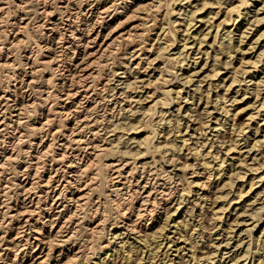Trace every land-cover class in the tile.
Here are the masks:
<instances>
[{
  "label": "bare ground",
  "instance_id": "6f19581e",
  "mask_svg": "<svg viewBox=\"0 0 264 264\" xmlns=\"http://www.w3.org/2000/svg\"><path fill=\"white\" fill-rule=\"evenodd\" d=\"M39 1L45 3L44 7L41 10V13L42 14L47 13L48 15L51 16V18H53L52 16H53V14H55L54 13L55 10L48 9V7H47V1L48 0H37L36 2L38 3ZM57 1H59V0H57ZM257 1L258 0H179V1L178 0H172L171 1L172 3L168 2V9L165 10V14L163 13L164 14V17H163L164 22H162L163 24L166 23V25H168V22L166 21L167 17H169V15L173 16L177 11L176 10L177 8L175 9V7H174L175 5H180L182 7V9L185 8L184 7L185 5L191 7L190 11L186 12L187 14L185 13L186 17L184 16V19H183L184 22L182 21L183 22L182 25L184 26V29L183 30L181 29L182 32H180V34L181 33L182 34L180 36L181 37L180 41H182L183 43H181L179 45L182 47L181 48L179 47L178 48L179 51L177 52L178 54L173 55V57H172L175 59V64L177 63V65H174L171 69H165V67L162 68L163 65H162V67H161V65L156 66L152 70L157 69L156 71H159L158 77L156 76V77H154V79H152L153 77L149 78V76H148L149 79H147L145 77L147 79V80H145L140 75L142 73V71H140V69H139L141 66L140 65L141 61H142L141 59H140L141 61L136 62V64L135 65L133 64V66H128V64H130V63H126V64L124 63V65L121 66V69H123V71L119 72V73H122L120 76L121 78L119 79L121 81L120 83L124 84V86H121V88L118 90V91H120V93H118V91H117L115 94L113 93L112 95L114 97H116L117 93L120 94L118 96L121 100H119V98L117 99V97H116L115 98L116 99L115 105H118V107H119V109L117 108L118 114L121 115L122 111H125V114L122 118H119V119L116 118L115 120H113V119L109 118L108 123L105 125H103V123L101 125H99L100 123L98 121V117L91 118V117H93V116H91L92 113L96 111L98 104H99L98 103L99 101H94V99H95L94 98V94H95L94 77L96 75L95 74L96 70L94 69L93 66H95L97 63H100V62L102 64V60H103L104 55H106V52H108L112 48H114L115 45L117 43H119L120 41H123V40L133 41L134 38L139 37V35H141V33L138 34L139 29H141L140 26H141V24H144V23H138V24L131 25L130 29H128L126 31H121L118 35H115V33L118 30L119 26L122 25L124 22L128 23L130 21H133L134 19L136 20L138 18L137 16H138L139 12H142V13L150 12L151 9L154 6H156L157 3L162 2L161 0H152V1L149 0L148 2L141 0L138 4L136 2V4H137L136 6L133 5L134 8L130 7L129 9H127L126 7H122L123 9H121V10H119V8L116 5H114L113 1H112L113 4L111 2H109V3H111L110 6H109V4L107 6L105 3L102 4V3L96 2L92 6L90 5L92 7L93 11L91 12V17L88 15L89 16L88 18L86 16L80 15V13L83 12L82 8H81L82 5L80 7L79 6L77 7V8H80V11H76L74 13H73V11L72 12L67 11L68 9H65L64 11H63V9H60L61 17H59V19H58L59 22L58 21L49 22L51 24V26L46 28V29H50V31L52 32L51 35H53V37L51 36L49 41L43 40V42H44L43 46L40 44H37V47L39 46V48H41V49H44V47H45L47 54H48L47 56H45L46 58L43 60H40L41 62H39L40 64H38V66L39 65L42 66L41 69L37 70L36 65H35L39 61L40 57L34 59V61L32 60L33 61L32 64L29 62L24 63V66H26V68H28V67L31 68V71H28L29 69L25 70L26 69L25 68L20 73L21 75H18V78H20V80H19L20 85L18 86L19 83L15 84V86H14L15 89H12V90H10V88L6 87L5 91H3V93L0 94V136L4 135V133L5 134L11 133V135L13 136L14 130H17L18 133L21 132V136L24 135L23 130H24V132H25V130H30V131L32 130L33 132L35 131V133L36 132L41 133L43 131L45 132L46 130L49 129V127H47V126L50 123V116H47L46 120H42L41 117L39 118V116H42V113H41V115H38V111H39L37 109V104H39V103H37L38 100H37V98H34V96L32 95L33 93H30V95L28 93L30 91L33 92V89L37 86L36 84L39 83V80L37 79V76H36L37 71H39V70H45L46 71L49 69H50V71H55L56 69H57L56 71H58V70L62 71L63 70L64 72L62 73L61 77H63V75L67 73L64 76L63 84L66 85V82H67L66 80L68 79V81H70L69 88L67 91H65V92L63 91V93L60 91V93H57L55 97H57L59 105L61 103H63L62 109H65L70 104H71V107L69 108V110L66 113L62 112L63 110L57 111V113H60L63 116L65 115L66 116L65 118H67V119H73L74 125H72L71 128H68L67 127L68 125L66 126L69 129L70 134H66L64 132V129L62 130L60 128L53 130L52 135L54 136L55 139H57L56 137L59 135H64V138H62L61 142L59 143L60 146L58 148L61 150V152H59V153L55 152L56 148L54 147V143H50V142H49V144H47L48 147L44 151H43V149H41V151L45 154H48L47 152H49V151H53L52 154H54V152H55L54 156L53 155L52 156L54 157L55 160H57V162L60 161L62 163L67 161L66 157H67V155H69V154L66 155L65 149L72 147V145H76V147L78 149L82 148L86 152L88 151V149L101 150L97 154L93 153L95 155V158L94 159L92 158L93 160H91V159L89 160L90 162H88V163H90V165H92V163H94L95 160L98 159V156H100V154L103 152L105 153V155L107 157L110 156L111 158L113 157L112 155L120 153L122 156H124V161L126 160L125 157L129 158V160L127 159L128 161H130V158L134 159V160L132 159L133 162H128L127 160H126V162H123V159L121 162V161H119V160H121V158L119 160H117L119 162H117L115 160H114V162L109 161V163L104 161L103 165H104V168L107 167L110 170L111 169L113 170L112 177H111V179H109V181H112L111 182L112 185H110V184L108 185V186H111L110 189L112 191H115L118 193V192H122V191H119L121 189L129 190L128 192H130L132 195H136L139 199V202H141L140 205L138 206V208H137V206L134 208L131 207L132 209H129V208L124 209L123 208L120 212V214H121L120 219H118L117 222L115 221L116 222L115 227L125 228L129 232L132 231L133 234L138 235L139 245L130 244V245L126 246L127 241L122 240L120 242H123L122 244L125 247H123V248H121V247L118 248V246L113 247L114 254L113 253L109 254V253L104 251L105 252L104 255L103 256L101 255L99 257L100 260L96 264H116L115 263L116 258L113 259V256H112V255H114V257H115L116 254H119V257H120L119 260H122V261H120L122 264H171L172 262H174V264H185V263L186 264H205V262H209V261H210L209 263H212V260L214 259L212 257V255H216L215 252L214 253L211 252L212 253L211 254L210 251L206 249L208 247V245L199 247V246H197V243L199 241H203L205 243L212 242V240H209V239L210 238L212 239V237H213L211 229L214 228L213 227L214 225H212L209 220L214 221V219H216L217 221H220V222L225 221L224 220V217H225L224 213H225L226 209H228V208H226V206L223 204L220 207H218V209H217L216 208L217 206L215 207V205L218 202L217 199H220L223 196L222 190L228 185H232V187H233L234 183H235L233 176H232L234 173L232 175L229 174V176L227 175V177L226 176L224 177V174L226 173V172L224 173V170H225L224 163H226L225 159H227L226 156H229L230 153L235 151V152L239 153L238 158L241 160L240 162L242 164H245L244 162H245L246 158L243 157L244 153L242 154V151H241L242 149L239 150V147H238L239 145L236 144L238 139H235L234 142L229 143V148L225 152H223L224 149L222 150L223 147L221 145V142L219 145L218 133H217V137L215 139L212 136H211L212 137L211 139H210V137H208L207 129H209V128L212 129V124H210V121L212 119L210 118L209 109H207V107H204V108L202 107L203 108L202 111H198L200 109L191 110L192 109L191 107H189L187 109L189 112L190 111L192 113L194 112V114L192 116L193 119L190 117V120L192 119V121H193V126H194V124L195 125L199 124V125L196 127L195 126L192 127L190 129V131H192L191 133L187 132L188 128L190 127V125L189 126L187 125V130L185 131L184 134H182V132H183V129L181 127V120L182 119L178 116V114H180V111L182 108V105H181V100H182L181 90L182 89L180 90L179 88L176 89L174 87L170 88V87L166 86V89H163V90L160 89L162 91L161 95H163V98L159 97V99H158V97H157V100H155L156 97L155 98L153 97L155 92L150 94L151 90L147 91L149 88L146 90V87H148L151 84L154 85V83L156 84L157 81L162 80L161 82H164L163 81L165 79L164 77H168V76L163 75L164 72H169V74H170V71H172L174 69H175V71H177L176 68L179 70H183L185 62L188 65L187 59H190V56L192 55V53H197V51H198V53L201 54L202 52H204V54H206V57H205L206 62L204 61V64H205V66L206 65L211 66L210 67L211 68L210 74H212V77L213 76L217 77V75L222 70L221 68L223 66H225V65H228V67L230 66L231 71H229V72L231 74L229 75L230 78L228 80V82L229 81L230 82L227 85L224 84V82L226 81L225 79H227V77L225 76L226 78L223 77L221 79V81L217 82L216 84H213L212 81L209 82L208 87L205 89L203 88L204 90L201 88V86H198L193 91V95L191 97L192 101H193V105L198 104L197 100H199L201 102L203 100L202 104L205 103L204 105H209L211 102H213L214 105L212 104V106L214 109L217 110L218 105L220 104L219 105V106H221L220 111L222 110L223 114L226 117H224L225 119L223 122H221V120H219V118H217L216 122H215L216 125L213 122V124H214L213 128L216 126L215 131H219V133H220L222 131L221 129L223 127L225 128L226 124H229L232 126L233 132H237L238 133V134L236 133L237 135L241 134V132H243V130H244L243 126L246 125L247 123L246 124L245 123L240 124V123L236 122V120H237L236 118L238 117L237 115H239V113L241 111H244L246 109H251L253 106L255 108V105L259 104V103H256L259 101V99H262V102L259 101L261 104V107H258L259 109H257L258 112L255 114V117H256V115H259L261 113L260 110H262L264 108V97L261 96V92H262L261 88L262 87L260 88L261 85H264V81H261L264 78L259 80V81L254 82L253 86H255V87H253L254 89H253L252 94H251V96L253 95L252 98L246 100V102H247L246 106H244L242 108H239V106H237L234 109L235 112H232V110H231L233 108L232 103L230 102L231 104L230 103L228 104L227 102H229L230 100H232L233 103H235L237 101L238 102L242 101L243 99H245V96H247L246 94L249 93L248 91H250V89L244 90V93L242 92V94H241V95H243L244 98L239 99L237 96L240 95L239 89H241V88H238L235 91V96L234 97L232 96L233 99H230V98H228V95H225V91H224V95L220 94L218 88L221 87L220 86L221 84L222 85L224 84V86H227L226 88L224 87L226 92H229L230 89L233 90L235 88L236 82L238 84V82H240V81L242 82V80L245 81V78H243V79L239 78V76L243 77V73H244V71H243L244 69L241 70L240 65H239L240 64L239 61L240 60L242 61V56L235 63L234 58H233V53L238 51V50H240V53H242V50H244L241 43L244 41V38L246 37L244 32H246L247 28L245 29V31L242 30L244 27V24L241 27H239V30L241 31V35L239 37L238 43H234L235 41L232 42L233 41V35H231V34L233 31H232V29L231 30L227 29L223 34L225 35L224 37H228V40L223 41L221 44H219L218 47H219V49H222V50H221V52H219V50L216 51V53H214V55H213L214 56L213 58L211 57L210 52L207 49L208 47L206 49L203 48V49H205V51H203L201 47L203 46V43H206L205 41H206L207 37L209 36L211 29L214 28L213 19L218 15V12H219V11H217V12L214 11L215 8H213V6L219 4L218 5L219 8H220V6L224 7L223 8L224 12L222 13V15H224V17L219 23H217V30H216V33H215L214 38H213L214 42H215V41H217L216 39H217V36L219 35L220 28L223 25L222 23H224L225 25H228L232 20H235V19H232L233 16L230 17L231 13L237 14V20H238V18L243 14L240 7L241 8L243 7L247 10V8L249 9V7L251 6V4H252L251 2L256 3ZM236 2H238V3L235 4ZM75 4H77V3H75ZM160 4H157V6ZM162 4H163V2H162ZM157 6H156V8H157L156 10H158V12H156V13H160L159 12L160 9H158L159 7H157ZM186 8H188V7H186ZM3 10L0 7V12L3 13ZM27 10H25V11L27 12ZM35 10H37V12L40 11L38 9H35ZM203 10H205V11L203 12ZM216 10H218V9H216ZM85 12H86V10H85ZM87 12H88V10H87ZM112 12H113V14H112ZM179 12H180V10H179ZM119 13H126V16H125L126 18L124 20L122 19L123 21H119V23L116 22V25L112 27V25H110L109 23L115 17H117V15H119ZM228 13H229V15H228ZM178 14L179 13H176V15H178ZM245 14L247 15V14H249V12L246 11ZM27 15L28 14H25L24 16H22V18H21V20H19V22L16 21V22H13L12 24L10 23V25L12 26L11 30L17 29L15 31L16 32L15 39L13 40V41H15V43H22V40L23 41L26 40L25 38H24L25 40L22 39L21 35H23L25 30H27V28L30 25L29 23L31 21H28L23 25L20 23L25 22L27 19L28 20L31 19L30 16H27ZM82 15H83V13H82ZM157 16L158 15H155L153 17V19H155ZM139 17H140V15H139ZM49 18L47 19V21L49 20ZM153 19H152V21H155ZM52 21H54V20H52ZM198 22H201L203 25H206V26H204V28H201L202 27L201 26L202 24H201V25L196 27ZM259 22H260V20H259ZM0 23H1V19H0ZM60 24H62V26H63L62 30L59 27ZM163 24L160 27L158 26L157 30L159 28H160V30L156 32V37L158 39H161L160 37L162 35L163 36L165 35V37L162 39L163 40L166 39V40L163 41L161 39L162 42L161 43L159 42L160 45L158 44L159 46L156 47L155 51L152 52V55L154 53L156 54V55H154V57H152V59H151V55H148V56L145 55V58H147L145 60V63L148 64L147 67L144 66L145 71L148 69L149 66H151V64L153 65L154 63H156L157 59L158 60L159 59L160 60L165 59V58L162 59L161 57H164L163 55L166 56L165 53H167L168 50H170V49H168V47H169L168 43L172 44V41L168 42V41H170L169 40L170 37H169V39L167 38L168 35H171L172 37H174V42L176 40H178L177 36L179 34L176 35V33H175L176 30L173 31L170 28H167V26L165 28V26ZM233 24H234V21H233L232 25ZM41 25L43 26L42 22H41ZM182 25H181V27H182ZM194 27H196V28L194 29V31L191 32V29ZM42 28H44V26ZM155 28H156V26H155ZM223 28H225V27H223ZM102 29H108V32L106 34H104V38H103L104 41H101V43L98 44L99 37L102 36V34H103ZM2 30L7 31L6 28H5V30H4V28ZM3 31H2V33H3ZM137 31H138V33H137ZM8 32L7 33L5 32V34H8ZM86 33H87V36H86ZM258 33H261V32H258ZM262 36H264V32H263V34H259V36H257V39H255L256 40L255 43H257L258 39H260ZM0 38H1V36H0ZM190 38H192L193 40ZM109 39H111V41H109L107 43V41ZM155 40H157V39H155ZM189 40H192L191 41L192 44L190 43ZM174 42H173V44H175ZM197 42H199V47H198V49H196L197 51L194 52L195 51L194 50V47H195L194 44H196ZM96 43H97L98 47L95 49L94 45ZM133 43H134V41H133ZM153 44L150 46L152 47ZM207 44H209V43H207ZM212 44L213 43H211V45ZM248 44H249V49H252L256 46V44L253 45V42H248ZM3 45H5V44H3ZM3 45L0 44V54L3 53V47H4ZM54 45H57L58 48H60V53H67L68 51L74 49V52H73L74 55L82 54L81 61L76 65L77 68L75 66L73 67L72 66L73 64L71 65V67L68 65L69 63L67 65H65V62L63 61L65 58L63 60H60L59 59L60 57L58 58V55H57L58 53L56 54L54 51ZM134 46L135 47L132 50V52H133L132 58H130L132 60L138 59L141 57L140 53H138V52H141V48L136 46V45H134ZM170 46H172V45H170ZM151 47H148V48H151ZM261 47H264V45ZM169 48H171V47H169ZM191 49H192V51L189 52ZM8 50H9V48H8ZM223 50H225V51L223 52ZM111 51H113V50H111ZM150 51H151V49L146 48L145 51L144 52L142 51V52L144 55V54H148L147 52H150ZM169 53H170V51H169ZM220 53L226 57V59L223 63H222L221 58H220V56H221ZM174 54H176V53H174ZM260 54H261L260 56L264 55V49L261 50ZM7 56L8 55H6V59L4 58L5 59L4 61H2V62L0 61L1 68L2 67L8 68L12 64L9 61L10 58H8ZM167 56H169V55H167ZM171 56H169V57H171ZM169 57H167L168 60H169ZM192 57H191V60H192ZM194 57H195V55H194ZM210 57H211V60L209 59ZM19 58L21 59V57H19ZM195 58L193 60L198 59V58H196V59ZM14 60H15V58H14ZM27 60H29V59H27ZM70 60H72V59H70ZM212 60L214 61L212 64L208 62V61H212ZM22 61H23V59L21 61H18L19 63H21L20 66H22V64H23ZM171 62H173V61H171ZM162 63L164 64L163 61H162ZM159 64H161V63H159ZM189 64H191V61ZM219 65H221V66H219ZM11 66H13V65H11ZM20 66L14 65L15 68H18ZM132 67H134V70H132ZM230 68H229V70H230ZM65 71H67V72H65ZM116 71H118V70H116ZM175 71H174V73H175ZM190 71H192V67H191V69L189 68V70L187 72H190ZM13 72H14L13 76L16 75V77H14V79L16 81L17 80V74L15 71H13ZM133 72H134V74H132ZM177 73H178V71H177ZM196 73L194 71V72H191V74L186 75L185 72H181V75L184 79H186V83L189 82V84H190L193 76ZM206 73L208 74L209 72L207 71ZM241 73H242V75H240ZM23 74H24V76H23ZM157 74H158V72H157ZM51 75L47 79L44 78L43 79L44 81H41V82L42 83L44 82L48 85L52 84L53 83V77ZM134 75H136V76H134ZM152 75H154V74H152ZM174 75H176V73ZM181 75H179V76H181ZM177 76H178V74H177ZM24 77H27V78L25 79ZM140 77L143 79H140ZM108 80H109L108 81V83H109L112 79H108ZM201 80H203V78ZM140 82H141V84H139ZM163 84H165V82ZM24 85H26V88ZM140 87H143V88L140 89ZM150 87H153V86L151 85ZM144 88H145V92H148L147 95L146 94H145L146 96H144V94L139 95V89L143 90ZM106 89H107V87H106ZM116 89H117V86L112 85L110 87L109 91L115 92ZM157 89H158V85H157ZM42 91L44 92L45 89ZM137 91H138V93H136V95H133V93L137 92ZM196 93L197 94L199 93L198 98L196 97L197 96ZM172 94H175L176 96L173 97ZM227 94H229V93H227ZM212 95H216L215 100H213L214 98L212 99ZM25 96L30 97V99L27 98L28 99L27 100L26 98H24ZM143 96H144V98H143ZM168 96H169V98H168ZM170 96H171V98H170ZM151 97L154 98L151 100V102L154 100H155V102H152V104L151 103L149 104L148 101H150V100H148V99H151ZM48 99H49V94L45 97L44 100L48 101ZM253 99H255V101H253ZM110 100H111V98H110ZM146 100H147L146 104L148 103L149 106H146V105L143 106L142 105V103L145 102ZM175 100L177 101V106H178V113L176 115L177 117H176V121H175L176 125L172 124V122H173L172 118H168L171 115V114H169V108H170L171 104H173V101H175ZM126 101L129 104L128 107L123 106V104L126 103ZM134 102H136V104H139V106L138 105H137L138 107L134 106V104H133ZM191 104H192V102H191ZM59 105H57V106H59ZM159 105H160V108L158 109L159 120L156 121L155 123L154 122L148 123L149 121L144 122L143 118L145 116H147L148 114L154 113L153 112L154 106H155V108H157L156 106H159ZM228 107H230V108H228ZM105 109H107V108H105ZM155 112L157 113L156 109H155ZM230 115H231V117H230ZM253 115L254 114H252L250 112L248 115L249 118L247 117L246 119H248V120L252 119ZM69 116L71 118H69ZM113 116H115V115L113 114ZM152 116H153V114H152ZM32 117H33V121H35V122L30 123L29 120H31ZM149 117H151V115ZM146 119H148V118H146ZM146 119H145V121H146ZM229 121H232V122L229 123ZM259 122H263L261 124V126H263V129H262L263 135H262V138L258 137L259 139H256L253 141L255 143H253L254 145L252 144L253 145L252 148L255 149L257 146H259L260 152H259V150L257 152H259V155L261 154V158L257 154L258 156L257 157L255 156V158H254V160H255L254 164L250 165L249 168L247 167L249 165L245 164V165H247L246 169L250 172L249 175L247 174L248 173L247 171H244L241 173V170H243L242 168L244 165H240V166H242V168L238 172L239 173L238 177L240 179H242V182L238 184V187L236 186V193L233 195L234 197L231 199L232 200L231 204L233 203L234 205H236L235 206L236 208L234 207L236 210L238 209V207H237L238 204H242L241 208H239V209H243L244 213L247 212L248 209L246 207H247V205H249L246 203V201H250L253 197L256 199V197L258 198V196H260L264 192V184H262L260 189H258V191L255 193V195L253 197L246 199V197L248 195H251L249 193H253L254 191H256L255 189H256V186L258 185L259 181L264 180V116L262 118V121H258L257 124ZM164 126H165V128L163 129ZM217 126H220V127H217ZM10 127L13 128L11 131H10ZM166 127L168 130H166ZM260 127L258 126L257 130H256L258 134H259ZM164 131H165V133L162 134V132H164ZM32 134H34V133H32ZM88 134H90V137L88 136ZM102 134H106V136L104 137V136H102ZM111 135L112 136L115 135L116 137L111 139L109 137ZM187 135H189V136L187 137ZM87 136L89 137L88 139L85 138ZM197 136H199L198 139L201 138V140H200L201 142L198 144L199 141L196 140V142L194 141L195 142L194 144H190L191 143L190 140L192 138L194 139ZM19 137H20V134H19ZM108 137L111 140L110 139L108 140ZM42 139L43 138L41 137V140ZM42 141H43V143H41ZM42 141L40 142L41 144H39V145L41 147L43 146V148H44L45 146L43 144H44L45 140H42ZM97 141H102L104 144H106V143L111 144V147L110 146H109V148L108 147H102L104 145H100ZM133 143H134L135 147L130 148L129 146H131V144H133ZM120 145H122V146L127 145V146H125L126 147L125 149H122V148L120 149ZM74 150H75V148H74ZM237 150H239V151H237ZM76 151H78V150L76 149ZM156 152H158L157 154L160 155L159 161H158V159L156 160V157L154 155H152L151 161H149L150 160V158H149V160H148L149 162L148 161L141 162L140 166L142 169V171H141L142 174L140 175V178H136V176L138 177V175H139V172H138V175H135L137 173V170L139 169V166L137 165L136 159H139L140 157H145V156L147 157V155L149 153L154 154ZM38 155H40V154H38ZM84 155H85V153H84ZM70 157H73V156H70ZM5 158H6V160H8L10 158V156L8 155ZM88 158H89V156L87 157V160H88ZM70 159L71 158L68 159L69 162H67V165H66V167H68V169H69L67 181H61V180L59 181V178H58V181H56L58 175L55 173L56 172L55 171L54 172L55 174L54 173L50 174L44 181H33L31 183V185H28L29 184L28 180L30 178V174L25 173L26 176H25L24 181H23L24 183L21 182L19 184L20 188L23 191V193L20 195L21 197L16 196L17 198L15 199V204H11V205L6 206L8 209V212H9L8 215L10 217V220L16 221V223L14 225H16V224H18V225L15 227L16 228V232H15L16 234L12 238L8 237L9 240H6V236H5L6 234L2 235L0 233L1 234V236H0V251H1L0 252V261H2V260L4 261V259H5L4 256H6L10 253H13V252L15 253V258H16V256L18 257V254L21 251V250H19V248L21 247V245H23L22 242L24 241V244L29 245L32 248H33V243H35V248H33L32 252L36 251L37 249L41 250L39 252V254L36 256V262L34 264H45V263L49 264V262H52V261H53L52 263L55 262V264H74V263H78V260H80V259L84 260L83 263H88L89 259H88V257H86V258L83 257L82 250L77 249L78 250L77 252H74L72 255H70L69 253H65L64 248H63L67 245V243L70 241V239L73 238L72 236L76 235V234L72 235L73 232L71 233V222L77 217H78L77 219H82V220L88 219L87 214L83 213L84 215L79 216L80 215L79 211H82L83 208L86 205H88L89 200L92 198V197L90 198V196L92 193L91 187L93 186V181H88V182L84 181L85 185L83 186L82 181H73V180L71 181V180H69V179H74V178L78 177V174H77L78 173V167L81 166L79 163L80 161L75 162V160H74L75 158H73L72 160H70ZM82 159H84V158H82ZM182 159H184V160L182 161ZM1 161H0V169H2V167L5 165L4 163L6 162V161L5 162L4 161L1 162ZM96 162H98V161H96ZM139 163L140 162H138V164ZM167 164L172 165V168H174V170H175V168H178L176 166L179 165L180 168H178V169L180 170V172L179 173L175 172V174H171L170 170H168L166 168ZM87 165H89V164H87ZM103 165L101 164V166H103ZM130 165H132V166H130ZM150 165H152V167H154V168L151 167V169H146V167H148ZM94 166H95V163H94ZM101 166L100 167L98 166V167L101 168ZM85 167L87 168L88 166H85ZM85 167L83 166L82 168L84 169ZM128 167L130 168L129 170H127ZM62 169H64V167H62ZM244 169H245V167H244ZM159 170H161V173H159ZM171 170H173V169H171ZM126 171H127V175H125ZM151 171H153V172H151ZM145 173H147V174H145ZM162 174H165L168 177L167 179H170V180L176 182L175 186H174V190H173V193H174L173 198H175L178 195L179 199H177V200H179V201L176 202L177 207L175 208V211H178V209L181 207V205H183V203L186 201L187 197H193L194 199H192V198L187 199L188 202H187L186 206L188 204H191V205H188L186 213L189 212L191 216L193 215L192 217H195V216L199 217V219H197V220L195 219V223H197V224L193 223L192 225H190V223L188 224L187 222L186 223L184 222V224H183V223H181L182 221H176V218H172L173 221L175 222L174 224H177L176 228H178L177 234L179 236L178 237L176 236V238H171V235L169 234L170 235L169 236L168 232H165L166 228H168L167 226L169 225V219L171 217V214H169L170 211L168 210L166 205L164 206V209H163L164 210L163 214H165V218H164L165 220L164 221H161V220L160 221L159 220L154 221L153 222L154 224L149 228L147 227V224L149 225V223H151L150 221L147 222L146 224H143V225L141 224V222L143 220H146V217L149 216V214L153 212L152 211L153 207L155 206V204L158 201V195L163 194L166 191L165 189H161L162 188L161 183H160V186H157V182L160 180L159 178ZM188 174H190V175H188ZM147 175H150V176H147ZM151 175H153V177H151ZM1 176L2 175H1V171H0V178H2ZM95 176H97V175H95ZM175 176L178 177L177 180H175ZM142 177H143V179L140 182V179ZM61 178H64V177H61ZM133 179L137 180L135 184L133 183L134 182ZM214 179H216V180H214ZM219 179H220V181H219ZM162 180H164L163 177H162ZM212 181L214 183L217 182L218 189H216V190L219 191L220 193H222V195H220V193H219V195H217L214 200H213L212 195H211ZM38 183H40V184L42 183V185L39 184L37 186ZM221 183H223V184H221ZM162 184H163V187H165L166 183L164 182ZM102 186H101V188H102ZM134 186H136L135 189H134ZM96 187H97V185H96ZM170 187H171V185H170ZM232 187H231V189H232ZM35 188H39V189H38V192H35L36 195L33 198L32 197V191ZM98 190H97V192H98ZM201 190H203V191H201ZM1 191L2 190L0 189V194L2 193ZM67 192H69L71 194V196H68L69 199L67 198V195H66ZM107 195H106V198H108V196H110V195H108V196ZM119 196H121V195H119ZM50 197L51 198L53 197V200H52L53 202H51L50 203L51 205L47 208V209H49V211L47 210L49 212L48 216L46 217L47 219L44 222H41V224L43 226H39L36 228L35 227L36 225H34L32 222V220H34L35 214L37 213L36 208L33 207V204H34L33 200H35V198H36V199H40V201L41 200L46 201ZM12 198H13V196H12ZM103 198H105V197H103ZM97 199H99V198H97ZM209 200L211 201V205H209V207H206L207 201H209ZM69 201H71V202H69ZM114 201L116 202V200H114ZM253 202H254V200H253ZM253 202H251V204ZM99 203H100V201L98 200L97 201L98 206L96 209L94 207V209L96 210L95 211L96 214H98L100 212L101 220L99 222H97V224L94 227H92V230L95 229L96 231L97 230H99V231L103 230L104 231V229H106L105 221L107 219H106V216L103 214V212L99 211L100 209H102V203L103 202L100 203L101 205ZM72 204H73V206L71 207ZM212 204H214V207L212 209H210L211 208L210 206H212ZM104 206H107V205H104ZM3 207H4V205H3ZM40 207L41 206L38 207L39 210H40ZM229 207H230V205H229ZM42 208H43V206H42ZM43 209H45V208H43ZM120 209H121V207H120ZM199 209H200V212L198 211L199 212L198 214H194V212H195L194 210H199ZM256 210H257V208H256ZM0 212H2V211H0ZM82 212H85V211H82ZM172 212H173V210H172ZM239 212L240 211H238L236 213V214H238L237 217L230 224H228L227 228L225 227L227 233H229L230 231L233 232V228H235V227H233V225H234L233 223L240 222V221H238V217L242 213L239 214ZM95 213H94V215H95ZM37 214H39V213H37ZM41 214H42V212H41ZM132 215L136 216L135 220H132V218H131ZM252 215L254 216L253 218H255L257 216L256 212H253ZM216 216H218V217H216ZM250 216H251V214H250ZM126 217H128L130 222H125V220H122V218H126ZM214 217H216V218H214ZM62 218L65 219V220H62L64 222H61ZM0 219H2V218H0ZM186 219H188V218H186ZM261 219L262 218L260 217V220ZM6 220H9V218ZM138 220H139V222H138ZM5 221L2 220L0 222H5ZM41 221H42V219H41ZM196 221H198V222H196ZM208 221L211 225L208 224ZM78 222H80V221L78 220ZM119 222H122L123 225L122 224L120 225ZM161 222H164V223H161ZM191 222H193V221H191ZM258 222H260V221H258ZM45 223H48V227H50L49 230H47L45 228V226H46ZM140 224L142 225V227L138 229L136 225L140 226ZM156 224H157V226L155 228L154 226ZM2 225H4V224L2 223ZM188 225H190L189 229H188ZM0 226H1V224H0ZM1 227H0V231H2ZM78 227H79V225H78ZM44 228L46 231L42 232ZM98 228H100V229H98ZM5 231H7V230H5ZM74 231H76V230H74ZM117 233L118 232H115L114 234L117 235ZM122 233H124V232L119 233L120 236ZM101 234H103V232ZM128 234H130V233H128ZM195 234H199V235H197L198 237L200 236L199 240L195 239ZM116 235H113V236H116ZM186 236H188V237H186ZM206 237H208L207 241H206ZM181 238H184V240L180 241V242H183L184 244H188L187 241H190L189 242L190 243L189 252H191V253L189 255L190 256L189 260H187L185 263H183L182 261L184 260L185 257H188V255L185 256L184 254H186V253H182V252L187 248L184 245H179L178 241ZM259 238H257V243L259 242L258 241ZM228 239H231V238H228ZM3 242H5L4 244H6L5 248H3L1 246ZM213 242H214V240H213ZM109 244H111V243L108 242L102 248L111 247V246H109ZM171 244L173 245V247H175V248H173L174 251L176 252L175 254H177V256L175 258L171 257V255H172V252H170L172 250ZM229 244H230V241H228L226 245L228 246ZM241 244H243V243L242 242L239 243L238 246ZM250 244L248 245L249 248L251 247ZM201 245H203V244L201 243ZM220 245H221V243H219L218 246H220ZM56 246L61 247V249L59 248L60 249L59 254L55 259L54 255L52 256V250H54V248ZM24 248L23 249L20 248V249L23 250L22 252H24V256H26L28 253L26 250H24ZM257 248L258 249L255 252L256 255L258 256L257 259L259 261V263L257 262V264H264V244H263V246H260ZM247 250H249V249H246V252L243 253L244 254L243 256H239L237 254H234L235 256H233V258L231 259L232 264H250V262L247 263V259L249 258ZM250 251L251 250H249L248 252H250ZM108 252H109V250H108ZM241 252H243V251H241ZM230 256H232V255H230ZM59 257H61V258H59ZM111 257H112V259H111ZM53 258H54V260H53ZM176 258H178L179 261L176 262L175 261ZM211 258H212V260H211ZM240 260H241V262H239ZM223 263H224V261L221 262L220 264H223ZM3 264H6V262H3Z\"/></svg>",
  "mask_w": 264,
  "mask_h": 264
},
{
  "label": "rangeland",
  "instance_id": "374dc122",
  "mask_svg": "<svg viewBox=\"0 0 264 264\" xmlns=\"http://www.w3.org/2000/svg\"><path fill=\"white\" fill-rule=\"evenodd\" d=\"M37 0H0V7L2 8V10H3V13L2 12H0V19H1V23H0V36H1V38H0V44H5V45H3L4 47H3V53L2 54H0V61L2 62V61H4L5 59H6V55H8L7 57L8 58H10V62L12 63L11 65H13V66H9L8 68L7 67H2L1 68V66H0V94L1 93H3V91H5V89H6V87H8V88H10V90H12V89H15L14 88V86H15V84H17V83H19V80H20V78H18V75H21L20 73L26 68V66H24V63H27V62H29V63H31L32 64V62L34 61V59H36V58H38V57H40V59H39V61L35 64L36 65V69L38 70V69H41V67L42 66H38V64H40L39 62H41L40 60H43V59H45L46 57L45 56H47L48 54H47V51H46V49H45V47H44V49H41V48H39V46L37 47V44H40V45H44V42H43V40H47V41H49L50 40V37L52 36L53 37V35H51L52 34V32L50 31V29H46V28H48V27H50L51 26V24L49 23V22H56V21H58L59 22V17H61V14H60V9H63V11L65 10V9H68L67 11H70V12H72L73 11V13L74 12H76V11H80V8H77L78 6L80 7L81 5L83 6H81V8H82V11L83 12H81L80 13V15L81 16H86L87 18L90 16L91 17V12L93 11V9H92V5L93 4H95L96 2H98V3H102V4H106L107 6H108V4H109V6H110V4L112 3V1H113V3H114V5H116L118 8H119V10H121V9H123L122 7H126L127 9H129L130 7H132V8H134V6H136L140 1L139 0H59V1H57V0H48L47 1V7H48V9H50V10H55V14H53V18H51V16L50 15H48L47 13H41V10H42V8L44 7V5H45V3H43V2H41V1H39L38 3L36 2ZM56 1V2H55ZM76 1V2H75ZM79 3H78V2ZM82 1V2H81ZM95 1V2H94ZM103 1V2H102ZM119 1V2H118ZM121 1V2H120ZM139 1V2H138ZM142 1H149V0H142ZM152 1V0H151ZM162 2H163V4H162V2H160V3H157V4H160V5H158L157 6V4H156V6L157 7H159L158 9H160V13H156V12H158V10H156L157 8H156V6H154L152 9H151V11L150 12H147V13H142V12H139L138 13V18L135 20H133V21H130V22H128V23H123L122 25H120L119 26V28H118V30L116 31V33H115V35H118L121 31H126V30H128V29H130L131 28V25H134V24H138V23H144V24H141V26H140V28L141 29H139V33H138V31H137V33L138 34H140L141 33V35H139V37H136V38H134V43H133V41H129V40H123V41H120L119 43H117L116 45H115V47L114 48H112L111 50H113V51H108V52H106V55H104V57H103V60H102V64H101V62L100 63H97L95 66H93L94 67V69L96 70V75H95V77H94V88H95V94H94V98L96 99H94V101H99L98 103V107H97V109H96V111L95 112H93L92 113V115L91 116H93V117H91V118H94V117H98V121H99V125H101L102 123H103V125H105V124H107L108 123V119L109 118H111V119H113V120H115L116 118H122L123 116H124V114H125V111H122V113H121V115L120 114H118L117 112V108L119 109V107H118V105H115V101H116V97H117V99L119 98V96L118 95H120V94H118V93H120V91H118L120 88H121V86H124V84H121L120 82V76H121V74L122 73H119V72H121V71H123V69H121V66L122 65H124V63L126 64V63H130V64H128V66H133V64L135 65L136 64V62H139V61H141V66H140V71H142V73L140 74L141 75V77H143L145 80H147V79H149V78H152V79H154V77H158V75H159V71H156V70H152L154 67H156V66H160L161 65V67H162V65H163V67L162 68H164L165 67V69H171L174 65H177V63L175 64V59L174 58H172L173 57V55H177L178 53V51H179V47L181 48L182 46H179L181 43H183L182 41H180V39H181V34H180V32H182L181 31V29L183 30L184 29V26L182 25V23L184 22L183 21V19H184V16L186 17V12H189L190 11V9H191V7L190 6H187V5H185L184 7L185 8H183L182 9V7L180 6V5H175L174 7H175V9L177 10L176 11V13H179L178 15H176V13L173 15V16H171V15H169V17H167V19H166V21L168 22V25H166V23H162V22H164L163 21V17H164V14H165V10H167L168 9V2L170 3L172 0H161ZM179 1V0H178ZM7 2V3H6ZM93 2V3H92ZM108 2V3H107ZM109 2H111V3H109ZM136 2H137V4H136ZM56 3V4H55ZM62 3V4H61ZM75 3H77V4H75ZM91 3V4H90ZM112 3V4H113ZM116 3V4H115ZM172 3V2H171ZM238 2H236L235 4H237ZM252 4H251V6L249 7V9L247 8V10L245 9V8H241L240 7V9H241V11L243 12V14L238 18V20H237V14H235V13H231V15H230V17H232V19H235V20H232L228 25H225L224 23H222L223 25H222V27L220 28V31H219V35L217 36V41H215L214 42V35H215V33H216V30H217V23H219L222 19H223V17H224V15H222V13L224 12V7H222V6H220V8H219V4H217V5H215V6H213V8H215L214 9V11H219L218 12V15L213 19V21H214V28H212L211 29V32H210V34H209V36L207 37V39H206V43H203V46L201 47L202 48V50L203 51H205V49L207 48L208 49V51L210 52V55H211V57L213 58L214 56V53H216V51H218L219 50V52H221V50L222 49H219V44H221L223 41H226V40H228V37H224L225 35L223 34L227 29H232V34L231 35H233V41L232 42H234V43H238V40H239V37H240V35H241V31L239 30V27H241L243 24H244V27H243V31H245V29H246V32H244L245 33V38H244V41L241 43L242 44V47H243V49L244 50H242V53H240V50H238V51H236V52H234L233 53V58H234V61H235V63L237 62V60L238 59H240L241 58V56H242V61L240 60L239 61V65H240V69L242 70V69H244L243 71H244V73H243V77H240L239 76V78H241V79H243V78H245V81H243L242 80V82L240 81V82H238V84H237V82L235 83V88L232 90V89H230V91L229 92H226V90H225V88L227 87V86H224V84L225 85H227L229 82H228V80H229V78H230V72L229 71H231V68H230V66L228 67V65H225V66H223L221 69V71H220V73L217 75V77H212V74H210L211 73V71H210V67L211 66H208V65H206L205 66V64H204V61H205V57H206V54H204V52H202L201 54H199L198 53V51L196 50V49H198V47H199V42H197L196 44H194V46L196 47H194V52H196L197 51V53H192V55L190 56V59H187V62H188V65L186 64V62H185V65H184V69L183 70H179V69H177L176 68V70L178 71V73H177V71H175V69L174 70H172V71H170V74H169V72H164L163 73V75L164 76H168V77H164L165 79L163 80L164 82H165V84H163L164 82H161V81H157L156 82V84L159 82H161L160 84L158 83L157 85H158V89H157V85L154 83V85L153 84H151L153 87H150L151 85H149L148 87H146V90L147 91H149V90H151V92H150V94L151 93H153V92H155V94H154V98H155V100H157V97H158V99H159V97L160 98H163V95H161V90L160 89H166V86L167 87H174V88H176V89H182L181 90V98H182V100H181V105H182V108H181V111H180V114H178V116L182 119L181 120V127H182V129H183V132H182V134H184L185 133V131L187 130V125L189 126L190 125V127L188 128V130H187V132L188 133H191L192 131H190V129L192 128V127H196V126H198L199 124H197V125H195L194 124V126H193V121H192V119H193V114H194V112L192 113L191 111L189 112L187 109L189 108V107H191L192 109L191 110H195V109H200V110H198V111H202L203 110V108L204 107H207V109H209V115H210V118L212 119L211 121H210V124H212V129H207V133H208V137H210V139L213 137L214 139L217 137V133H218V135H219V145H220V142H221V145H222V150H223V152H225L228 148H229V143H231V142H234L235 141V139H238L237 140V145H239L238 147H239V150H241L242 151V154H243V157H245L244 159H245V164H248L249 166H247V165H245V164H242L240 161V159L238 158L239 157V153H237V152H232V153H230L229 154V156H226V158L227 159H225L226 160V163H224V167H225V170H224V177L226 176L227 177V175L229 176V174L230 175H232L233 173V179H234V181H235V183H234V186L232 187V185H228V186H226L222 191H223V196H222V198H220V199H217L218 200V202L216 203V205H215V207L218 209V207H220L221 205H225L226 206V208H228V209H226V211H225V217H224V222H220V221H217L216 219H214V221L213 220H209L210 221V223L212 224V225H214L213 227V229H211V232H212V235H213V237H212V239L210 238L209 240H212V242H207V243H205V242H203V241H199L198 243H197V246H207L208 245V247L206 248L207 250H209L210 251V253L211 252H215V254L216 255H212V257L214 258L213 260H212V258H211V260H212V263H209V262H205V264H220L221 262H223L224 261V263L223 264H232V261H231V259L233 258V256H235L234 254H237V255H239V256H243L244 254L243 253H245L246 252V249H249V250H251L250 252H248L249 250H247V253H248V259H247V263H249L250 262V264H257V262L259 263V261H258V256L256 255V250L258 249L257 247H260V246H263V244H264V192L260 195V196H258V198L256 197V199L253 197L254 195H255V193L258 191V189H260V187L262 186V184H264V180H260L259 181V183H258V185L256 186V191H254L253 193H249V194H251V195H248L247 197H246V199H248V198H250V197H253L250 201L251 202H253V200H254V202L251 204V202L250 201H246V203L247 204H249V205H247V212L246 213H244L243 212V209H239V208H241V205L242 204H238V209L236 210L235 208V206L236 205H234L233 203L231 204V199L234 197L233 195L236 193V186L238 187V184L239 183H241L242 182V179H240L238 176V172L241 170V168H242V166H240V165H244L243 166V170H241V173L242 172H244V171H247L248 173V175L250 174V172L246 169L247 167L249 168L250 167V165H252V164H254V162H255V160H254V158H255V156L257 157L258 155H259V152H260V148H259V146H257L255 149H253L252 148V146L254 145L253 143H255V142H253L254 140H256V139H259V138H262V129H263V126H261V124L263 123V122H259L258 124H257V122L258 121H262V118H263V116H264V108L262 109V110H260V112L262 113H260L259 115H256V117H255V114L258 112V110L257 109H259L258 107H261V104H260V102H262V99H259V101L258 102H256V103H259L258 105L256 104L255 105V108H254V106L251 108V109H246V110H244V111H241L240 113H239V115H237L238 117L236 118L237 120H236V122H238V123H247L246 125H244L243 127H244V130H243V132H241V134H239V135H237L238 133L237 132H233V129H232V126L231 125H229V124H226V126H225V128L223 127L221 130V132L219 133V131H215V127L213 128V125L215 124V122H216V119L217 118H219V120H221V122H223L224 121V117H226L224 114H223V111L221 110L220 111V107L221 106H219L218 105V108H217V110L216 109H214L213 108V106H212V104L214 105V103L213 102H211L209 105H204V104H202L203 103V100H202V102L201 101H199V100H197L198 101V104L197 105H193V101H192V95H193V91L198 87V86H201V88L203 89H205V88H207L208 87V83L209 82H211L212 81V83L213 84H216L217 82H220L221 81V79L223 78V77H227V79H225L226 81V83L224 82V84L222 85H220L221 87H219L218 88V90H219V93L220 94H222V95H224V91H225V95H228V98H230V99H233V97L235 96V91H236V89H238V88H241V89H239V94L240 95H238L237 97L240 99V98H244L243 97V95H241L242 94V92L244 93V90H249L250 89V91H248L249 93H247L246 95L247 96H245V99H243L242 101H237V102H235V103H233L232 102V100H230L229 102H227L228 104L231 102L232 103V112H235L234 111V109L237 107V106H239V108H242V107H244V106H246L247 105V102H246V100L247 99H251L252 98V96H251V94H252V91H253V87H255V86H253L254 85V82H256V81H259V80H261V79H263L264 78V55L263 56H260L261 54H260V52H261V50L262 49H264V47H261V46H263L264 45V36H262L260 39H258V42L257 43H255V39H257V36H259V34H263V30H264V0H258L256 3H254V2H251ZM4 6H3V5ZM19 4V5H18ZM53 4V5H52ZM65 4V5H64ZM122 4V5H121ZM6 5V6H5ZM35 5V6H34ZM77 5V6H76ZM86 5V6H85ZM91 5V6H90ZM134 5V6H133ZM162 5V6H161ZM8 6V7H7ZM66 6V7H65ZM74 6V7H73ZM89 6V7H88ZM161 6V7H160ZM167 6V7H166ZM71 7V8H70ZM73 7V8H72ZM166 7V8H165ZM171 7V6H170ZM186 7H188V8H186ZM218 7V8H217ZM87 8V9H86ZM179 8V9H178ZM28 9V10H27ZM35 9H38V10H40L39 12H37V10H35ZM78 9V10H77ZM155 9V10H154ZM216 9H218V10H216ZM220 9V10H219ZM25 10H27V12L25 11ZM85 10H86V12H85ZM87 10H88V12H87ZM179 10H180V12H179ZM186 10V11H185ZM188 10V11H187ZM206 10V9H205ZM205 10H203V12L205 11ZM36 11V12H35ZM95 11V10H94ZM163 11V12H162ZM185 11V12H184ZM246 11H248L249 12V14H245V12ZM16 12V13H15ZM114 12V11H113ZM113 12H112V14H113ZM154 12V13H153ZM15 13V14H14ZM37 13V14H36ZM82 13H83V15H82ZM164 13V14H163ZM182 13V14H181ZM186 13V14H185ZM4 16H3V15ZM25 14H28L27 16H30V18L31 19H27L25 22H23V23H20V24H25L26 22H28V21H31L29 24V27L27 28V30H25V32H24V34L23 35H21L20 37L22 38V39H24L25 41H23L22 40V43H15V41H13L14 39H15V35H16V30L15 29H12L11 30V28H12V26L10 25V23L12 24L13 22H19V20H21V18H22V16H24ZM226 14V13H225ZM89 15V16H88ZM139 15H140V17H139ZM142 15V16H141ZM155 15H158L155 19H153V17L155 16ZM176 15V16H175ZM228 15H229V13H228ZM50 18H49V17ZM126 13H119V15H117V17H115L112 21H110V25H112V27L113 26H115L116 25V22L117 23H119V21H123L126 17ZM49 18V20L47 21V19ZM171 17V18H170ZM14 18V19H13ZM142 18V19H141ZM182 18V19H181ZM260 18V19H259ZM123 19V20H122ZM152 19L153 20H155V21H152ZM250 19V20H249ZM260 20V22H259V20ZM44 20V21H43ZM52 20H54V21H52ZM162 20V21H161ZM177 20V21H176ZM181 20V21H180ZM3 21V22H2ZM9 21V22H8ZM114 21V22H113ZM152 21V22H151ZM183 21V22H182ZM233 21H234V24L232 25V23H233ZM258 21V22H257ZM41 22H42V24H43V26H44V28H42L43 26L41 25ZM154 22V23H153ZM180 22V23H179ZM38 23V24H37ZM49 23V24H48ZM153 23V24H152ZM148 24V25H147ZM164 25L165 26V28H166V26H167V28H170L171 30H173V31H175V33H176V35H178L177 36V39L178 40H176L175 42H174V37H172L171 35H168L167 36V38L169 39V37H170V41H168V42H171L172 41V44L171 43H168L169 45V47H171V48H169L168 47V49H170V50H168V52L167 53H165L166 54V56L165 55H163L164 57H161L162 59L163 58H165L164 60H156L155 62L157 63H154L153 65L151 64V66H149L148 67V69L145 71V67H147V63H145V60L147 59V58H145V55L146 56H148V55H151V59H152V57H154V55H156L155 53L152 55V52L153 51H155V49H156V47H158L159 45H160V43L162 42V38H164L165 37V35L163 36H161L160 38L162 39H158L157 37H156V32L157 31H159L160 30V28L157 30V28H158V26L160 27L161 25ZM202 23L201 22H198L197 23V25H196V27L197 26H199V25H201ZM250 24V25H249ZM254 24V25H253ZM144 25V26H143ZM181 25H182V27H181ZM246 25V26H245ZM155 26H156V28H155ZM175 26V27H174ZM202 27L201 28H204V26H206V25H201ZM59 27H60V29L62 30V28H63V26H62V24H60L59 25ZM106 27V26H105ZM196 27H194V28H192L191 29V32L192 31H194V29L196 28ZM223 27H225V28H223ZM4 28V30H5V28H6V30L7 31H3L2 29ZM9 30H8V29ZM238 28V29H237ZM180 31H179V30ZM200 29V28H199ZM260 29V30H259ZM156 30V31H155ZM248 30V31H247ZM2 31H3V33H2ZM10 33H9V32ZM168 31V30H167ZM5 32L7 33L8 32V34H5ZM102 32H103V34H102V36H100L99 37V42H98V44L99 43H101V41H104L103 40V38H104V34H106L107 32H108V29H102ZM144 32V33H143ZM258 32H261V33H258ZM28 33V34H27ZM46 33V34H45ZM212 33V34H211ZM247 34V35H246ZM25 35V36H24ZM31 37H30V36ZM33 35V36H32ZM45 35V36H44ZM114 35V36H115ZM8 36V37H7ZM85 36V35H84ZM86 36H87V33H86ZM156 37V38H155ZM35 38V39H34ZM141 38V39H140ZM157 39V40H155V39ZM190 39H192V38H190ZM164 40H166V39H164ZM163 40V41H164ZM193 40V39H192ZM192 40H189L190 41V43L192 44ZM106 41V40H105ZM109 41H111V39H109L108 41H107V43L109 42ZM160 42V43H159ZM173 42L175 43V44H173ZM217 42V43H216ZM248 42H253V45L254 44H256V46L254 47V48H252V49H249V44H248ZM143 43V44H142ZM153 44V46L151 47L150 45H152ZM189 43V44H190ZM207 43H209V44H207ZM211 43H213L212 45H211ZM216 43V44H215ZM81 44V43H80ZM136 45V46H138V47H140L141 48V52H138V53H140V55H141V57L140 58H138V59H130V58H132V54H133V52H132V50L134 49V45ZM159 44V45H158ZM8 45V46H7ZM20 45V46H19ZM170 45H172V46H170ZM210 45V46H209ZM57 45H54V51H55V53L58 55V58L60 59V60H63L64 58V62H65V65H67L68 63V65L71 67V65L74 67H76V65L81 61V57H82V54H76V55H74L73 54V52H74V49L73 50H70V51H68L67 53H60V48H58V46L56 47ZM95 47V49L98 47V45H97V43L94 45ZM215 46V47H214ZM148 47H151V48H148ZM8 48H9V50H8ZM57 48V49H56ZM82 48V47H81ZM151 49V51L150 52H147L148 54H144L143 55V52L145 51V49ZM203 48H205V49H203ZM115 49V50H114ZM7 51V52H6ZM143 51V52H142ZM169 51H170V53H169ZM192 51V49L189 51V52H191ZM225 50H223V52H224ZM131 52V53H130ZM36 53V54H35ZM174 53H176V54H174ZM10 54V55H9ZM195 55V57L196 58H198V59H196L195 57H194V55ZM221 54V53H220ZM219 54V55H220ZM35 55V56H34ZM61 55V56H60ZM67 55V56H66ZM167 55H169V56H171V57H169V56H167ZM23 56V57H22ZM75 56V57H74ZM193 56V57H192ZM19 57H21V59L19 58ZM167 57H169V60H168V58ZM191 57H192V60H191ZM211 57L209 58L210 60H211ZM5 58V59H4ZM14 58H15V60H14ZM145 58V59H144ZM171 58V59H170ZM196 59V60H193V59ZM220 58H221V61H222V63L225 61V59H226V57L223 55V54H221V56H220ZM23 59V61H22V66H20L21 65V63H19L18 61H21ZM27 59H29V60H27ZM70 59H72V60H70ZM141 59V60H140ZM33 60V61H32ZM74 60V61H73ZM214 60V59H213ZM208 61L209 63H213L214 61ZM14 61V62H13ZM78 61V62H77ZM162 61L164 62V64L162 63ZM171 61H173V62H171ZM190 61H191V64H189L190 63ZM220 61V62H221ZM171 62V63H170ZM195 62V63H194ZM206 62V61H205ZM15 63V64H14ZM159 63H161V64H159ZM30 64V65H31ZM159 64V65H158ZM221 64V63H220ZM14 65L15 66H20V67H18V68H15L14 67ZM29 65V64H28ZM143 65V66H142ZM111 66V67H110ZM145 66V67H144ZM219 66H221V65H219ZM191 67H192V71H190V72H187L188 70H189V68L191 69ZM206 67V68H205ZM77 68V67H76ZM110 68V69H109ZM129 68V67H128ZM150 68V69H149ZM229 68H230V70H229ZM29 69V70H28ZM66 69V68H65ZM93 69V70H94ZM202 69V70H201ZM25 70H28V71H31V68H26ZM57 70V69H56ZM50 71V69L49 70H39V71H37V73H36V76H37V79L39 80V83H37L36 85L38 86H36L34 89H33V92L32 91H30L28 94L30 95V93H33L32 95L34 96V98H37V103H39V104H37V109L39 110L38 111V115H41V113H42V116H39V118L41 117V119L42 120H46V117L47 116H50V123H49V125L47 126V127H49V129L48 130H46L45 132L43 131V132H41V133H38V132H36L35 133V131L33 132L32 130L30 131V130H25V132H24V130H23V133H24V135L23 136H21V132L20 133H18L17 132V130H14V134H13V136L11 135V133L10 134H5L4 133V135H2V136H0V161L1 162H5L4 164V166L2 167V169H0V171H1V177L2 178H0V189L2 190L1 192V194H0V211H2V212H0V218H2V219H0V221H5L6 219H8L9 218V220H6L5 222H0V224H1V229H2V231H0V233L2 234V235H4V234H6L5 236H6V240H9V238H12L16 233V226L18 225V224H16V225H14L15 223H16V221H11L10 220V217H9V215H8V209H7V205H11V204H15V199L18 197V196H20L22 193H23V191H22V189L20 188V183L21 182H23L24 181V178H25V173H29L30 174V178H29V184L28 185H31V183L33 182V181H44L50 174H53L55 171V173L58 175V177H57V180L56 181H58V178H59V181L61 180V181H67L68 180V174H69V169H68V167H66V165H67V162H69L68 161V159L69 158H71L70 160H72L73 158H75L74 160H75V162H78V161H80L79 163H80V165L83 167H85V166H88L86 169L84 168H82L81 166L80 167H78V177L77 178H74V179H69V180H73V181H82V185L84 186L85 185V182H88V181H93V186L91 187V196H90V200H89V202H88V205H86L84 208H83V210L82 211H85V212H82V211H79V213H80V215L79 216H82V215H84V214H87L86 216L88 217V219H77V218H75L72 222H71V233H72V235L73 234H76V235H73L72 237L73 238H71L70 239V243L68 242L67 243V245L65 246V247H63L64 248V251H65V253H69L70 255H72L74 252H77L78 250H82V253H83V257L84 258H86V257H88V259H89V261H88V263H83V259H80V260H78V263H74V264H96L99 260H100V256L102 255H104V253L105 252H107V253H109V254H111V253H113L114 254V252H113V247H117L118 246V248L119 247H121V248H123V247H125V246H123V242H120V241H122V240H125V241H127V243H126V246H128V245H130V244H133V245H139V237H138V235H135V234H133L132 233V231H128V230H126L125 228H120V227H115L116 225H115V223L118 221V219H120V212H121V210L124 208V209H127V208H129V209H132V208H134V207H136L137 206V208H138V206L140 205V203L141 202H139V199H138V197L136 196V195H132L130 192H128L129 190H126V189H121V190H119V191H122V192H115V191H112L111 189H110V187L111 186H108L109 184L110 185H112V181H109V179H111V177H112V173H113V170L111 169H109V168H107V167H105L104 168V165H103V162L104 161H106V162H108L109 163V161L111 162H114V160L115 161H117V160H119L120 158H121V160H119V161H121L122 162V159H123V162H126V160L128 159L129 160V158L128 157H125V161H124V156H122L120 153L119 154H115V155H112L113 157L111 158L110 156L109 157H107L106 155H105V153L103 152V153H101L100 154V156H98V159L97 160H95V166H94V163H92V165H90V163H88V162H90L89 160L91 159V160H93L94 158H95V155L93 154V153H95V154H97V153H99L101 150H96V149H88V151L86 152L84 149H78L77 147H76V145H72V147H70V148H67V149H65L66 150V155L67 154H69L70 156H73V157H70L69 155H67V157H66V159H67V161H65L64 163H62V162H60V161H58L57 162V160H55L54 159V154H55V152H61V150L60 149H58L59 148V143L61 142V140H62V138H64V135H59V136H57L56 138L57 139H55L54 138V136L52 135V133H53V130H55V129H57V128H60V129H64V132L66 133V134H70V131H69V129L68 128H71L72 127V125H74L73 123H74V120L73 119H67V118H65L66 116L64 115H61L60 113H57V111H61V110H63L62 112H64V113H66L68 110H69V108L71 107V104L69 105V106H67L65 109H62V106H63V103H61L60 105L58 104V100H57V97H55L56 96V94L57 93H60V91L63 93V91L65 92V91H67L68 90V88H69V84H70V81H68V79L66 80L67 82H66V85H64L63 84V79H64V76L67 74H64L63 75V77H61L62 76V73L64 72L63 70L62 71ZM92 70V71H93ZM116 70H118V71H116ZM132 70H134V67H132ZM200 70V71H199ZM13 71H15L16 72V74H17V80L15 81V79H14V77H16V75L15 76H13L14 75V72ZM174 71H175V73H176V75H174L175 73H174ZM195 71V75L193 76V78H192V81L190 82V84H189V82H187L186 83V79H184L183 77H182V75H181V72H185V74L187 75V74H191V72H194ZM209 72L208 74L206 73V72ZM246 71V72H245ZM7 72V73H6ZM65 72H67V71H65ZM117 72V73H116ZM157 72H158V74H157ZM173 72V73H172ZM108 73V74H107ZM119 73V74H118ZM154 74V75H152V74ZM166 73V74H165ZM52 74V75H51ZM132 74H134V72L132 73ZM177 74H178V76L179 75H181V76H177ZM52 76L53 77V83L52 84H50V85H48V84H46V83H42L41 81H44L43 79L45 78V79H47L49 76ZM108 75V76H107ZM152 75V76H151ZM174 75V76H173ZM209 75V76H208ZM240 75H242V73L240 74ZM2 76V77H1ZM23 76H24V74H23ZM103 76V77H102ZM110 76V77H109ZM134 76H136V75H134ZM148 76H149V78H148ZM206 76V77H205ZM253 76V77H252ZM140 77V79H143V78H141ZM147 79H146V78ZM225 77V78H226ZM25 79L27 78V77H24ZM41 78V79H40ZM178 78V79H177ZM203 78V80H201ZM108 79H112L109 83H108ZM151 79V80H152ZM169 79V80H168ZM182 79V80H181ZM252 79V80H251ZM119 80V81H118ZM167 80V81H166ZM180 80V81H179ZM261 81H264V79L263 80H261ZM167 82V83H166ZM170 82V83H169ZM184 82V83H183ZM169 83V84H168ZM241 83V84H240ZM40 84V85H39ZM139 84H141V82L139 83ZM174 86H173V85ZM207 84V85H206ZM240 84V85H239ZM20 85V83L18 84V86ZM108 85V86H107ZM117 86V89L115 90V92H111V91H109L110 90V87L111 86ZM171 85V86H170ZM239 85V86H238ZM242 85V86H241ZM25 86V88H26V85H24ZM68 86V87H67ZM119 86V87H118ZM156 86V87H155ZM161 86V87H160ZM182 88H181V87ZM247 86V87H246ZM106 87H107V89H106ZM225 87V88H224ZM262 87V88H261ZM143 87H140V89H142ZM260 88L262 89V92H261V96H263L264 97V85H261L260 86ZM45 89V91L43 92L42 90H44ZM64 89V90H63ZM139 89V95H141V94H144V96H146L147 95V93L148 92H145V88L143 89V90H140ZM153 89V90H152ZM203 89V90H204ZM216 89V88H215ZM50 90V91H49ZM97 90V91H96ZM101 90V91H100ZM157 92H156V91ZM243 90V91H242ZM41 91V92H40ZM118 91V93H117V96L116 97H114L112 94L114 93H116ZM160 91V92H159ZM111 92V93H110ZM36 93V94H35ZM39 93V94H38ZM101 93V94H100ZM136 93H138V91L137 92H134L133 93V95H136ZM160 95H159V94ZM227 93H229V94H227ZM42 94V95H41ZM49 94V99H48V101H45L44 99H45V97L47 96ZM146 94V95H145ZM197 94V93H196ZM231 94V95H230ZM263 94V95H262ZM41 95V96H40ZM62 95V94H61ZM105 95V96H104ZM157 95V96H156ZM36 96V97H35ZM44 96V97H43ZM103 96V97H102ZM144 96H143V98H144ZM162 96V97H161ZM172 96L173 97H175L176 95L175 94H172ZM230 96V97H229ZM233 96V97H232ZM260 96V97H261ZM32 97V96H31ZM65 97V96H64ZM138 97V96H137ZM136 97V98H137ZM197 98L199 97V93L197 94V96H196ZM215 97H216V95H212V99L213 100H215ZM24 98H28V99H30V97H24ZM33 98V99H34ZM110 98H111V100H110ZM154 98H152L151 97V99H148V100H150V101H148V103L150 104H152V102H155V100L154 101H152L151 102V100L152 99H154ZM168 98H169V96H168ZM170 98H171V96H170ZM27 99V100H28ZM101 99V100H100ZM119 100H121L120 98H119ZM253 101H255V99H253ZM47 102V103H46ZM125 102V101H124ZM146 102H147V100L145 101V102H143L142 103V105L144 106V105H146V106H149V104L147 103L146 104ZM191 102H192V104H191ZM230 103V104H231ZM134 104V106H136V107H138L139 106V104H136V102H134L133 103ZM57 105H59V106H57ZM138 105V106H137ZM116 106V107H115ZM123 106L124 107H128L129 106V104H128V102L126 101V103H124L123 104ZM197 106V107H196ZM212 106V107H211ZM103 107V108H102ZM157 108H155V106H154V110H153V112L154 113H151V114H148L147 116H145L144 118H143V121L144 122H148V123H155L156 121H158L159 120V116H158V109L160 108V105L159 106H156ZM203 107V108H202ZM105 108H107V109H105ZM115 108V109H114ZM228 108H230V107H228ZM254 108V109H253ZM67 109V110H66ZM74 109V108H73ZM112 111H111V110ZM155 109L157 110V113L155 112ZM98 110V111H97ZM211 112V113H210ZM248 112V113H247ZM252 113V114H254L253 115V118L252 119H246L247 117L249 118V113ZM37 113V112H36ZM177 113H178V106H177V101L175 100V101H173V104H171V106H170V108H169V114H171L168 118H172V124H175L176 125V123H175V121H176V115H177ZM247 113V114H246ZM113 114L116 116H113ZM152 114H153V116H152ZM156 114V115H155ZM102 115V116H101ZM151 115V117H149ZM62 116V117H61ZM258 116V117H257ZM260 116V117H259ZM34 117V116H33ZM33 117L31 118V120H29V122L30 123H33V122H35V121H33ZM113 117V118H112ZM190 117L192 118L191 120H190ZM230 117H231V115H230ZM69 118H71L70 116H69ZM146 118H148V119H146ZM258 118V119H257ZM107 119V120H106ZM145 119H146V121H145ZM189 119V120H188ZM261 119V120H260ZM71 120V121H70ZM106 122V123H105ZM196 122V121H195ZM213 122H214V124H213ZM230 122H232V121H229V123ZM66 124V125H65ZM68 125V126H67ZM192 125V126H191ZM216 125V124H215ZM68 128H67V127ZM248 126V127H247ZM260 127V129H259V134L257 133V127ZM46 127V128H47ZM100 127V126H99ZM217 127H220V126H217ZM230 127V128H229ZM66 128V129H65ZM165 128V126L163 127V129ZM13 128H11L10 127V131L12 130ZM52 130V131H51ZM166 130H168L167 129V127H166ZM211 130V131H210ZM261 131V132H260ZM223 132V133H222ZM17 133V134H16ZM32 133H34V134H32ZM102 133V132H101ZM165 133V131L164 132H162V134H164ZM210 133V134H209ZM234 133V134H233ZM237 133V134H236ZM261 133V134H260ZM19 134H20V137H19ZM107 134V133H106ZM106 134H102V136H106ZM6 135V136H5ZM198 135V134H197ZM88 136L90 137V134H88ZM85 137L86 139H88L89 137ZM189 135H187V137H188ZM212 136V137H211ZM215 136V137H214ZM41 137L43 138L42 140H45V142H44V148H43V146L41 147L39 144H41V143H43V141L41 140ZM53 137V138H52ZM111 139H113V138H115L116 136L115 135H111V136H109ZM108 137V140L110 139ZM125 137V136H124ZM198 137L199 136H197V137H195L194 139L192 138L191 140H190V144H194L195 142H196V140H198L199 142H198V144L201 142L200 140H201V138L200 139H198ZM237 137V138H236ZM239 137V138H238ZM259 137V138H258ZM4 138V139H3ZM25 138V139H24ZM6 139V140H5ZM110 139V140H111ZM209 139V140H210ZM223 139V140H222ZM47 140V141H46ZM53 140V141H52ZM222 140V141H221ZM226 140V141H225ZM230 140V141H229ZM233 140V141H232ZM261 140V139H260ZM7 141V142H6ZM42 141V142H41ZM55 141V142H54ZM195 141V142H194ZM41 142V143H40ZM49 142L50 143H54V147L56 148L55 149V152H54V154H52V152L53 151H49V152H47L48 154H45V153H43L42 151H41V149H43V151L48 147V145L47 144H49ZM58 142V143H57ZM100 145H104V146H102V147H108L109 148V146L111 147V144H108V143H106V144H104L102 141H97ZM102 142V143H101ZM193 142V143H192ZM57 145H56V144ZM11 144V145H10ZM46 144V145H45ZM253 144V145H252ZM261 144V143H260ZM259 144V145H260ZM15 145V146H14ZM39 145V146H38ZM56 145V146H55ZM108 145V146H107ZM125 146H127V145H120V149L122 148V149H125L126 147ZM241 146V147H240ZM130 148H134L135 147V145H134V143L133 144H131V146H129ZM13 148V149H12ZM74 148H75V150H74ZM119 148V147H118ZM252 148V149H251ZM76 149L78 150V151H76ZM239 150H237V151H239ZM256 150V151H255ZM259 150V152H257ZM84 151V152H83ZM93 151V152H92ZM42 152V153H41ZM78 152V153H77ZM71 153V154H70ZM84 153H85V155H84ZM92 153V154H91ZM158 152H156V153H149L148 155H147V157L145 156V157H140L139 159H136V162H137V165L139 166V169L137 170V173L135 174V175H138V172H139V175H138V177L136 176V178H140V175L142 174L141 173V171H142V169H141V166H140V164H141V162H143V161H148L149 160V158H150V160L149 161H151L152 159V155H154L155 157H156V160L158 159V161H159V158H160V155H158L157 154ZM38 154H40V155H38ZM88 154V155H87ZM258 154V155H257ZM10 156V158L8 159V160H6V158L5 157H7V156ZM53 155V156H52ZM76 155V156H75ZM78 155V156H77ZM158 157H157V156ZM12 156V157H11ZM38 156V157H37ZM44 156V157H43ZM89 156V158H88V160H87V157ZM37 157V158H36ZM40 157V158H39ZM84 158V159H82V158ZM242 157V158H243ZM259 157L261 158V154L259 155ZM93 158V159H92ZM117 158V159H116ZM39 159V160H38ZM82 161H81V160ZM101 159V160H100ZM133 159V158H132ZM131 158H130V161H128V162H133V160H132ZM184 159H182V161H183ZM52 161V162H51ZM86 161V162H85ZM96 161H98V162H96ZM119 161H117V162H119ZM148 161V162H149ZM239 161V162H238ZM43 162V163H42ZM60 162V163H59ZM84 162V163H83ZM138 162H140L139 164H138ZM247 162V163H246ZM62 163V164H61ZM98 165H97V164ZM240 163V164H239ZM85 164V165H84ZM87 164H89V165H87ZM101 164L103 165V166H101ZM170 164H167L166 165V168L168 169V170H170V172H171V174H175V172L176 173H179L180 172V170L178 169V168H180L179 167V165L178 166H176V167H178V168H175V170H174V168H172V165H170ZM231 165V166H230ZM38 166V167H37ZM61 166V167H60ZM101 166V168H99V167ZM130 166H132V165H130ZM129 166V167H130ZM247 166V167H246ZM62 167H64V169H62ZM127 168V170H129L130 168ZM150 167V168H149ZM151 167H152V165H150V166H148V167H146V169H151ZM171 167V168H170ZM244 167H245V169H244ZM36 168V169H35ZM40 168V169H39ZM59 168V169H58ZM152 168H154V167H152ZM55 169V170H54ZM61 169V170H60ZM103 169V170H102ZM171 169H173V170H171ZM231 169V170H230ZM59 170V171H58ZM81 170V171H80ZM85 172H84V171ZM110 170V171H109ZM63 171V172H62ZM154 171V170H153ZM153 171H151V172H153ZM231 171V172H230ZM59 172V173H58ZM82 172V173H81ZM229 172V173H228ZM20 173V174H19ZM54 173V174H55ZM61 173V174H60ZM66 173V174H65ZM158 173V172H157ZM159 173H161V170H159ZM145 174H147V173H145ZM63 175V176H62ZM95 175H97V176H95ZM125 175H127V171L125 172ZM165 174H162L161 176L164 178V180H162V177L160 176V180L157 182V186H160V183H161V189H165L166 191L163 193V194H160V195H158V201H157V203L155 204V206L153 207V212L152 213H150L149 214V216H147L146 217V220H143L142 222H141V224L143 225V224H146L147 222H151V223H149V225L147 224V227L149 228V227H151L154 223V221H157V220H161V221H164L165 219V214H163V212H164V206L166 205V207L168 208V210L170 211L169 212V214H171V217H170V219H169V225L167 226L168 228H166V230H165V232H168V235L170 234L171 235V238H176V236L178 237L179 235L177 234L178 233V228H176L177 227V224H174L175 222L173 221V219L172 218H176V221H182L181 223H183L184 224V222L186 223H190V225H192L193 223H195V219L197 220V219H199V217H196L195 215V217H192L191 215H190V213L188 212V213H186L187 212V207H188V205H191V204H188L187 206H186V204H187V199L188 198H192V199H194L193 197H187V199H186V201L183 203V205H181V207L178 209V211H175V208L177 207V204H176V202H178L179 200H177V199H179L178 198V195L175 197V198H173L174 197V193H173V190H174V186H175V181H172V180H170V179H167L168 177L166 176H164ZM188 175H190V174H188ZM235 175V176H234ZM147 176H150V175H147ZM178 176V175H177ZM177 176H175V180H177L178 179V177ZM61 177H64V178H61ZM108 177V178H107ZM110 177V178H109ZM151 177H153V175H151ZM189 177V176H188ZM238 177V178H237ZM34 178V179H33ZM79 178V179H78ZM39 179V180H38ZM65 179V180H64ZM142 179H143V177L140 179V182L142 181ZM259 179V178H258ZM102 180V181H101ZM214 180H216V179H214ZM213 180V181H214ZM85 181V182H84ZM97 181V182H96ZM104 181V182H103ZM107 181V182H106ZM124 181V180H123ZM133 183L135 184L136 183V181L137 180H134L133 179ZM161 181V182H160ZM212 181V187H211V195H212V198H213V200L215 199V197L217 196V195H219V191H217L216 189H218V187H217V182H213ZM219 181H220V179H219ZM100 182V183H99ZM106 182V183H105ZM166 183L165 184V187H163V184L162 183ZM24 183V182H23ZM40 183H38L37 184V186L39 185ZM106 184V185H105ZM133 184V185H134ZM214 184V185H213ZM221 184H223V183H221ZM40 185H42V183L40 184ZM96 185H97V187H96ZM103 185V186H102ZM169 185V186H168ZM170 185H171V187H170ZM101 186H102V188H101ZM232 187V189H231V187ZM109 187V188H108ZM101 188V189H100ZM136 188V186H134V189ZM38 189L39 188H35L33 191H32V197L34 198V196L36 195L35 194V192H38ZM96 189V190H95ZM99 189V190H98ZM197 189V188H196ZM231 189V190H230ZM97 190H98V192H97ZM105 190V191H104ZM109 190V191H108ZM229 190V191H228ZM4 191V192H3ZM201 191H203V190H201ZM34 192V193H33ZM110 192V193H109ZM113 192V193H112ZM100 193V194H99ZM129 193V194H128ZM195 193V192H194ZM12 194V195H11ZM19 194V195H18ZM99 194V195H98ZM110 195V196H108V195ZM117 194V195H116ZM227 194V195H226ZM229 194V195H228ZM5 195V196H4ZM67 198L69 199V197L68 196H71V194L69 193V192H67ZM99 197H98V196ZM106 195L108 196V198H106ZM119 195H121V196H119ZM220 195H222V193H220ZM12 196H13V198H12ZM17 196V197H16ZM97 196V197H96ZM119 196V197H118ZM166 196V197H165ZM226 196V197H225ZM15 197V198H14ZM21 197V196H20ZM103 197H105V198H103ZM127 197V198H126ZM172 197V198H171ZM195 197V196H194ZM263 197V198H262ZM11 198V199H10ZM97 198H99V199H97ZM51 199V200H50ZM126 199V200H125ZM135 199V200H134ZM137 199V200H136ZM191 199V200H192ZM222 199V200H221ZM259 199V200H258ZM48 200V201H47ZM46 201L45 200H41L40 201V199H36L35 198V200H33V207L34 208H36V212L37 213H39V214H35V217H34V220H32V222H33V224L34 225H36L35 227L37 228V227H39V226H43L42 224H41V222H44L47 218V216H48V214H49V209H47L51 204V202H53L52 200H53V197L51 198H48ZM100 201V203H102V209H100L99 211H102L103 212V214L106 216V221H105V226H106V229H104V231L103 230H92V227H94L96 224H97V222H99L100 220H101V218H100V212L98 213V214H96L95 213V209L97 208V201ZM103 200V201H102ZM114 200H116V202L114 201ZM118 200V201H117ZM216 200V201H217ZM108 203H107V202ZM112 201V202H111ZM10 202V203H9ZM47 202V203H46ZM69 202H71V201H69ZM91 202V203H90ZM118 202V203H117ZM210 202V203H209ZM99 203V204H100ZM37 204V205H36ZM48 204V205H47ZM136 204V205H135ZM215 204V203H214ZM214 204H212V206H210L211 208L210 209H212L213 207H214ZM3 205H4V207H3ZM58 205V204H57ZM93 205V206H92ZM101 205V204H100ZM104 205H107V206H104ZM116 205V206H115ZM135 205V206H134ZM207 206L206 207H209V205H211V201L209 200V201H207V204H206ZM228 205V206H227ZM229 205H230V207H229ZM36 206V207H35ZM39 206H41L40 207V210H39ZM42 206H43V208H45V209H43L42 208ZM47 206V207H46ZM73 206V204L71 205V207ZM158 206V207H157ZM186 206V207H185ZM2 207V208H1ZM94 207H95V209H94ZM120 207H121V209H120ZM132 207V208H131ZM235 207V208H234ZM256 208H257V210H256ZM260 208V209H259ZM7 210V211H6ZM48 210V211H47ZM172 210H173V212H172ZM216 210V209H215ZM236 210V211H235ZM252 210V211H251ZM39 211V212H38ZM42 212V214H41V212ZM137 211V210H136ZM175 211V212H174ZM195 212H194V214H198L199 212H200V209L199 210H194ZM199 211V212H198ZM238 211H240L239 212V214L240 213H242V214H240L239 215V217H238V221H240V222H236V223H233L234 225H233V227H235V228H233V232L232 231H230L229 233H227V231H226V229H225V227L227 228V226H228V224H230L236 217H237V215L238 214H236ZM6 214H5V213ZM101 212V213H102ZM106 212V213H105ZM184 212V213H183ZM253 212H256V217L255 218H253L254 216L252 215L253 214ZM3 213V214H2ZM47 213V214H46ZM84 213V214H83ZM94 213H95V215H94ZM234 213V214H233ZM41 214V215H40ZM155 214V215H154ZM250 214H251V216H250ZM7 217H6V216ZM4 216V217H3ZM119 216V217H118ZM241 216V217H240ZM136 216L134 215H132L131 216V218H132V220H135L136 218H135ZM216 217H218V216H216ZM216 217H214V218H216ZM260 217L262 218L261 220H260ZM4 218V219H3ZM37 220H36V219ZM42 219V221H41V219ZM44 218V219H43ZM65 218V217H64ZM64 218H62L61 219V222H64V221H62V220H65ZM96 218V219H95ZM134 218V219H133ZM186 218H188V219H186ZM110 219V220H109ZM78 220L80 221V222H78ZM85 220V221H84ZM122 220H125V222H130L129 221V219H128V217H126V218H122ZM190 220V221H189ZM89 221V222H88ZM116 221V222H115ZM191 221H193V222H191ZM209 221H208V224L209 225H211L210 223H209ZM258 221H260V222H258ZM40 222V223H39ZM78 222V223H77ZM137 222V221H136ZM138 222H139V220H138ZM196 222H198V221H196ZM217 222V223H216ZM235 222V221H234ZM2 223L4 224V225H2ZM12 223V224H11ZM90 223V224H89ZM120 223V225L122 224V222H119ZM161 223H164V222H161ZM46 224V226H45V228L47 229V230H49L50 229V227H48V223H45ZM81 224V225H80ZM139 224V223H138ZM140 224V226L139 225H136L137 226V228L139 229V228H141L142 227V225ZM195 224H197V223H195ZM12 225V226H11ZM75 225V226H74ZM78 225H79V227H78ZM92 225V226H91ZM119 225V226H120ZM123 225V224H122ZM190 225H188V229H189V226ZM91 226V227H90ZM156 226H157V224L154 226L155 228H156ZM78 229H77V228ZM87 227V228H86ZM89 227V228H88ZM5 230H7V231H5ZM13 228V229H12ZM45 228L43 229V231L42 232H44V231H46L45 230ZM98 229H100V228H98ZM110 229V230H109ZM154 229V228H153ZM169 229V230H168ZM225 229V230H224ZM247 229V230H246ZM4 230V231H3ZM74 230H76V231H74ZM92 230V231H91ZM177 230V231H176ZM244 230V231H243ZM103 232V234H101L102 232ZM229 231V230H228ZM247 231V232H246ZM6 232V233H5ZM77 232V233H76ZM97 232V233H96ZM99 232V233H98ZM115 232H118L117 233V235L116 234H114ZM121 232H124V233H122L121 234V236H120V234L119 233H121ZM219 232V233H218ZM126 233V234H125ZM128 233H130V234H128ZM214 233V234H213ZM1 234H0V236H1ZM11 234V235H10ZM230 234V235H229ZM252 234V235H251ZM8 235V236H7ZM10 235V236H9ZM113 235H116V236H113ZM119 235V236H118ZM169 235V236H170ZM197 235H199V234H195V239L196 240H199L200 239V236L198 237ZM77 236V237H76ZM9 237V238H8ZM99 237V238H98ZM122 237V238H121ZM186 237H188V236H186ZM260 237V238H259ZM228 238H231V239H228ZM257 238H259V242L257 243ZM207 239H208V237H206V241H207ZM228 239V240H227ZM33 240V239H32ZM111 242H110V241ZM129 240V241H128ZM181 240H184V238H181L179 241H178V243H179V245H184V246H186V248L187 249H185L182 253H186V254H184L185 256H187L188 255V257H185L184 258V260L182 261L183 263H185L187 260H189V255H190V253L191 252H189V248H190V241H187L188 242V244H184L183 242H180ZM213 240H214V242H213ZM135 241V242H134ZM228 241H230V244L227 246L226 244H227V242ZM6 242V241H5ZM5 242H3L2 243V247L3 248H5L6 247V244H4ZM111 243V244H109V246H111V247H107V248H102L105 244H107V243ZM243 243V244H241V245H239L238 246V244L239 243ZM252 242V243H251ZM254 242V243H253ZM201 243L203 244V245H201ZM210 243V244H209ZM219 243H221V245L220 246H218L219 245ZM251 243V244H250ZM261 243V244H260ZM22 244L23 245H21V247L20 248H24V250H26L27 251V255L26 256H24V252H22L23 250L22 249H20L19 248V250H21L20 251V253L18 254V257L16 256V258H15V253L13 254V253H10V254H8V255H6V256H4L5 257V259H4V261L2 260V261H0V264H3V262H6V264H34L35 262H36V256L39 254V252L41 251V250H39V249H37L36 251H33L32 252V250H33V248H35V243H33V248L31 247V246H29V245H26V244H24V241L22 242ZM77 244V245H76ZM86 244V245H85ZM101 244V245H100ZM206 244V245H205ZM251 245V247L249 248V246L248 245ZM253 244V245H252ZM69 245V246H68ZM122 245V246H121ZM172 245V244H171ZM237 245V246H236ZM256 247H255V246ZM74 246V247H73ZM254 246V247H253ZM172 247V250L170 251V252H172V255H171V257L172 258H175L176 256H177V254H175L176 252L174 251V249L173 248H175V247H173V245L171 246ZM248 247V248H247ZM61 249V247H55L54 248V250H52V256L54 255V258L56 259V257L58 256V254H59V250ZM66 249V250H65ZM78 249V250H77ZM101 249V250H100ZM108 249L109 250V252H108V250L106 251V250ZM90 250V251H89ZM29 251V252H28ZM89 251V252H88ZM105 251V252H104ZM204 251V250H203ZM241 251H243V252H241ZM1 252V251H0ZM226 252V253H225ZM31 253V254H30ZM239 253V254H238ZM81 254V253H80ZM212 254V253H211ZM30 255V256H29ZM230 255H232V256H230ZM113 256V259L114 258H116V260H115V263L116 264H122L120 261H122V260H119L120 259V257H119V254H116L115 255V257H114V255H112ZM230 256V257H229ZM246 256V255H245ZM255 256V257H254ZM257 256V257H256ZM28 258V259H27ZM54 258H53V260H54ZM59 258H61V257H59ZM245 258V257H244ZM111 259H112V257H111ZM251 260V261H250ZM23 261V262H22ZM175 261L177 262V261H179L178 260V258H176L175 259ZM53 262V261H52ZM52 262H49V264H55V262L54 263H52ZM239 262H241V260L239 261ZM46 264V263H45ZM48 264V263H47ZM171 264H174V262H172ZM186 264V263H185Z\"/></svg>",
  "mask_w": 264,
  "mask_h": 264
}]
</instances>
